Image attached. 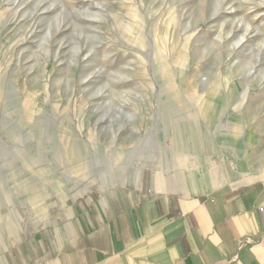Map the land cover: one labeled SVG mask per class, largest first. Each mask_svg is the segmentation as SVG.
Segmentation results:
<instances>
[{
	"label": "rangeland",
	"instance_id": "obj_1",
	"mask_svg": "<svg viewBox=\"0 0 264 264\" xmlns=\"http://www.w3.org/2000/svg\"><path fill=\"white\" fill-rule=\"evenodd\" d=\"M184 152L264 165V0H0V248Z\"/></svg>",
	"mask_w": 264,
	"mask_h": 264
},
{
	"label": "crops",
	"instance_id": "obj_2",
	"mask_svg": "<svg viewBox=\"0 0 264 264\" xmlns=\"http://www.w3.org/2000/svg\"><path fill=\"white\" fill-rule=\"evenodd\" d=\"M235 172L209 188L182 165L143 167L113 196L67 198L0 264H264V165Z\"/></svg>",
	"mask_w": 264,
	"mask_h": 264
},
{
	"label": "bare ground",
	"instance_id": "obj_3",
	"mask_svg": "<svg viewBox=\"0 0 264 264\" xmlns=\"http://www.w3.org/2000/svg\"><path fill=\"white\" fill-rule=\"evenodd\" d=\"M118 156L120 158L119 160L122 161V158H121L122 155H118ZM208 156H210V155L208 154ZM248 156H249V154L247 152H245V154L242 156V158L244 159V163L243 164H237V168L235 169L237 172H235L234 169H232L230 167V165L227 164L226 158H221L222 162H218L217 165H213L210 167V166H208V163H209L208 157L207 156H202V158L200 157L202 166L204 167V169H206V174L204 175V181L207 183L206 185H209V188H210V186H213L218 179L227 178L228 176H230L232 174L233 171L235 173H243V172L249 171V169L251 167V163H249V161H248ZM174 160H176L174 162L176 165L185 166L186 168L190 169L191 171H193L195 168L194 162H192L189 159L187 153H185V152L181 156L178 155L177 159H175V157L172 155L168 160L169 164L167 162H165V166H167V164L170 165V163H173ZM136 161H138V160H136ZM125 164H126V162H125ZM143 166H145V165L142 164V162L138 163V164L134 163L133 170H129L128 166L125 168H124V166L122 168L121 167L118 168V165L117 166L115 165L113 167V170H112V172L114 173L113 177L108 178V179L106 178V176L103 177V178H105V179H103V182L107 185L105 190H107L109 192L110 196L114 195L115 190L123 191L125 189V187H129L130 182H132L131 178L133 176V173H135L136 175L137 174L139 175L140 170L142 169ZM210 168H213L214 173L210 172Z\"/></svg>",
	"mask_w": 264,
	"mask_h": 264
}]
</instances>
